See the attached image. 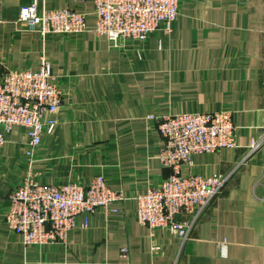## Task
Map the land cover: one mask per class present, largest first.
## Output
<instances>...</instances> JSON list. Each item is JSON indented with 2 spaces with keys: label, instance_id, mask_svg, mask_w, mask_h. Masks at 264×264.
Segmentation results:
<instances>
[{
  "label": "crops",
  "instance_id": "crops-1",
  "mask_svg": "<svg viewBox=\"0 0 264 264\" xmlns=\"http://www.w3.org/2000/svg\"><path fill=\"white\" fill-rule=\"evenodd\" d=\"M31 2L0 0V81L9 69L38 70L45 56L64 95L33 178L85 186L102 175L127 200L112 206L118 213L79 216L65 243L25 247L3 222L8 195L27 172V138L14 128L0 154V264H264V148L246 158L264 128V0H179L170 36L116 47L95 35L92 0H37L39 8L86 14L84 32L46 36L17 23ZM221 110L231 113L235 148L195 155L181 171H235L180 246L134 216V197L171 173L158 159L157 121L146 117Z\"/></svg>",
  "mask_w": 264,
  "mask_h": 264
},
{
  "label": "built area",
  "instance_id": "built-area-1",
  "mask_svg": "<svg viewBox=\"0 0 264 264\" xmlns=\"http://www.w3.org/2000/svg\"><path fill=\"white\" fill-rule=\"evenodd\" d=\"M92 3L94 33L104 36L112 47L126 41L143 44L156 33L168 37L179 16V0H92ZM17 23L42 36L79 34L86 29V14L73 9L39 8L37 0H32L20 6ZM63 99L45 56L41 57L38 70L9 69L0 81V154L14 128L22 129L27 138L22 149L27 172L8 195L3 222L7 230L21 237L27 248L65 243L77 227L79 216L86 217L97 210L118 213L120 210L112 206L127 200L121 191L111 189L102 175L85 186L41 184L33 178L35 155L54 135ZM148 119L157 121V131L164 140L158 159L171 173L134 197V216L150 229L169 231L183 246L235 169L227 175L202 176L184 174L181 167L190 166L195 155L235 148L236 128L227 110L149 115ZM263 148L264 128L259 139L250 140L246 158ZM83 227H87L86 219ZM220 251L222 256L226 255L225 243L220 245ZM122 252L126 253V249Z\"/></svg>",
  "mask_w": 264,
  "mask_h": 264
},
{
  "label": "rangeland",
  "instance_id": "rangeland-1",
  "mask_svg": "<svg viewBox=\"0 0 264 264\" xmlns=\"http://www.w3.org/2000/svg\"><path fill=\"white\" fill-rule=\"evenodd\" d=\"M148 119V116L146 117ZM149 120V119H148Z\"/></svg>",
  "mask_w": 264,
  "mask_h": 264
}]
</instances>
